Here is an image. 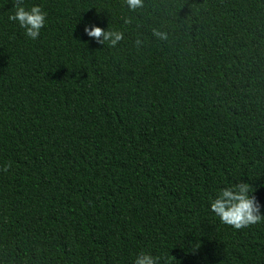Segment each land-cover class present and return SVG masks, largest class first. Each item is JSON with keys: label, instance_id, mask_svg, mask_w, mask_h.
Here are the masks:
<instances>
[{"label": "trees", "instance_id": "obj_1", "mask_svg": "<svg viewBox=\"0 0 264 264\" xmlns=\"http://www.w3.org/2000/svg\"><path fill=\"white\" fill-rule=\"evenodd\" d=\"M23 6L47 17L33 40L0 0V264H264V221L211 210L244 182L264 214V0Z\"/></svg>", "mask_w": 264, "mask_h": 264}, {"label": "clouds", "instance_id": "obj_2", "mask_svg": "<svg viewBox=\"0 0 264 264\" xmlns=\"http://www.w3.org/2000/svg\"><path fill=\"white\" fill-rule=\"evenodd\" d=\"M14 4L13 12L9 15L10 21L18 22L19 26L25 30V35L33 40L38 39L41 29L46 24L47 12L40 6H33L26 10L23 6V0H12ZM128 7L135 11L144 6V0H126ZM85 33L96 40L99 44L105 42L115 47L124 39V34L120 31L105 30L98 26H86ZM154 35L161 39H167V34L154 30ZM103 38V39H101ZM137 45L141 41H136ZM10 165L5 166L7 171ZM253 186L248 183H238L232 187H226L220 190L216 199L211 203V210L220 218L223 224L231 226L237 230L257 225L264 221V214L261 213V205L253 195ZM171 264L166 257L153 256L150 253L141 252L135 264Z\"/></svg>", "mask_w": 264, "mask_h": 264}]
</instances>
